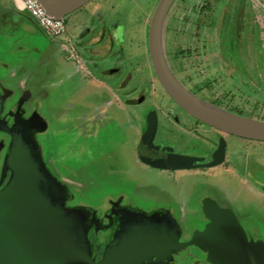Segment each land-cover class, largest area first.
<instances>
[{
  "label": "rangeland",
  "instance_id": "rangeland-1",
  "mask_svg": "<svg viewBox=\"0 0 264 264\" xmlns=\"http://www.w3.org/2000/svg\"><path fill=\"white\" fill-rule=\"evenodd\" d=\"M159 1L93 0L76 14L75 20L94 13L93 23L107 21L112 27L117 22L118 34L122 35L117 49L124 52H119L114 60L105 61L103 66L119 67L116 79L112 82L109 79V83L119 84V104L112 107L116 112L117 107H124L122 114L121 111L114 114L112 110L103 115L96 112L85 121L83 114L94 110L82 106L89 98L72 94L79 88V77L57 83L60 79L54 72L55 67H51L55 78L47 77L40 68L36 84L29 81L22 94H19L18 81L9 71L0 68V177L5 172L1 160L10 146V132L17 124L32 125L36 128L32 136L34 148L47 172L64 191L65 207L83 210L91 218L106 220V223L111 221L112 210L119 209L118 228L96 224L99 238L88 232L93 246L104 244L111 237L120 243L129 231L151 233L161 226L176 230L171 232L172 241L189 240L204 225L201 207L205 196L212 197L220 207L230 205L229 210L239 222V206L248 209L242 201L229 197L221 186H227L228 179H216L213 168L159 171L139 161L137 148L150 110L161 114L162 142L178 140V151L193 152L198 147L197 152L205 154L210 152L211 143H220L223 150L228 143V149L223 151L226 152L224 161L238 152L245 155L256 152L264 157V142L231 135L227 138L207 125L202 127L207 131H203L204 135L197 127L196 131L184 132V136L178 134L181 130L169 114L175 106L157 81L148 53L149 25ZM171 13L165 43L174 74L189 87L197 88L205 96L200 98L208 99L206 102H224L225 107L240 112L239 115L264 122V51L261 66L256 51L260 43L264 50V0H177ZM34 42L33 47L44 51L46 41L40 38ZM33 47H24L33 57L25 65L33 66L45 55L33 53ZM32 79L36 80L35 75ZM54 82L58 84L56 87L51 86ZM184 115L183 121L190 122ZM84 130H87L86 136ZM80 136L85 137L80 139ZM235 182L230 181L232 188L236 187ZM260 216L264 218V210ZM243 229L258 248L259 264H264V242L255 241ZM196 249L188 248L194 253L191 257L187 256L188 250H176L173 262L187 264L192 259L199 263L203 257Z\"/></svg>",
  "mask_w": 264,
  "mask_h": 264
},
{
  "label": "water",
  "instance_id": "water-1",
  "mask_svg": "<svg viewBox=\"0 0 264 264\" xmlns=\"http://www.w3.org/2000/svg\"><path fill=\"white\" fill-rule=\"evenodd\" d=\"M91 1L37 0L57 20H64ZM175 2L160 0L149 25L148 52L157 81L170 99L195 120L231 136L264 142V122L206 102L174 75L165 41L168 16ZM35 129L30 124H17L10 132L4 170L11 176L0 191V264H148L153 258L170 259L176 250L191 246L206 252L211 264L260 263L257 246L249 241L233 212L211 199L203 203L210 223L190 241H172L171 232H176L172 227L161 226L151 233L136 229L122 236L123 242L111 244L103 260L95 263L85 233L89 218L83 210L66 209L64 191L47 172L32 143ZM158 130V114L152 111L137 151L140 160L154 169L185 171L224 162L222 150L213 156L212 163L198 166V158L161 150L155 145Z\"/></svg>",
  "mask_w": 264,
  "mask_h": 264
},
{
  "label": "crops",
  "instance_id": "crops-1",
  "mask_svg": "<svg viewBox=\"0 0 264 264\" xmlns=\"http://www.w3.org/2000/svg\"><path fill=\"white\" fill-rule=\"evenodd\" d=\"M82 9L77 10L64 19L67 27L65 36L53 39L39 27L28 13L20 9L16 0H0V43L2 42L0 45V68L7 73L9 71L15 81H18L19 94H22L29 86V81L36 84L39 79L40 73L38 71L40 68L47 77H52L54 75L51 67H55L54 72L56 71V76L60 79L57 83L68 81L76 76L79 77V88L77 92L72 94L77 95L78 98H89L88 102L82 104V106L94 110L93 113L83 114L85 121L86 117L90 119L91 116L97 114L96 112L103 115L112 110L114 114L119 111L122 114L125 111L124 107H117V112L112 107L114 104H119V84L109 83V79L111 82L113 78L116 79L119 67L106 68L103 66L105 61L117 57L119 52H124V49L120 51L117 49L120 43H118L116 24L114 23L111 27L108 26L109 23L107 22L102 27L101 24L93 23L95 20V18L92 19L94 13H91L93 15L88 18L82 16L75 20L76 14ZM89 19L91 21L87 22ZM40 38L47 42L44 51L33 47L35 46L33 44L35 43L34 40ZM261 45L260 43L256 49L260 55L264 51ZM28 46H32L33 53L37 55L45 54L43 59L36 60V64L33 66L25 65L28 60L33 58L31 52H25L26 49L24 47ZM34 75L36 80L32 79ZM100 75L104 76L105 79L103 80ZM56 85H58L56 82L51 84L53 87H56ZM37 87L39 88L40 86ZM80 91H84L85 94L80 95ZM106 96L109 99H113L107 100ZM80 104L79 102L78 106ZM219 107L234 113L228 108ZM86 131L84 130L83 132L85 133ZM85 136H80V139ZM226 137L228 138V134H226ZM228 147L229 144L227 143L224 149L226 150ZM230 158L213 168V176L218 180L220 177L228 179V185H221L222 188L228 193L230 198L232 196L233 199L242 201L248 208L244 209L239 206L240 225L242 224L241 226L248 231L255 241L264 242V218L260 216L264 210V177H262L264 157L256 152L246 155L238 152L236 156L230 154ZM230 181H236V187L232 188ZM227 207L229 208L230 205ZM232 210L235 212L234 209ZM242 211H246L249 214ZM200 261L201 264H205L203 259ZM187 264H194V262L189 260Z\"/></svg>",
  "mask_w": 264,
  "mask_h": 264
},
{
  "label": "flooded vegetation",
  "instance_id": "flooded-vegetation-1",
  "mask_svg": "<svg viewBox=\"0 0 264 264\" xmlns=\"http://www.w3.org/2000/svg\"><path fill=\"white\" fill-rule=\"evenodd\" d=\"M177 5V0H176V2L174 3V5L172 6V8H171V10H170V13H169V16H168V23H167V27H168V25H169V21H170V17H171V15L170 14H172L171 12H173V10H174V7ZM117 20H115V22H116ZM105 23H107V21H105V22H103V23H101V26L102 27H104L105 26ZM117 23V22H116ZM115 23V24H116ZM115 26H117V24L115 25ZM121 41H122V35H119L118 34V43H121ZM124 43V42H123ZM167 51V50H166ZM149 53V52H148ZM121 54V53H120ZM262 55H258V63H259V65L261 66V59L262 58H260ZM169 57V52H167V58ZM170 59V58H169ZM168 62H169V60H168ZM170 64V63H169ZM150 65H151V63H150ZM152 67V66H151ZM171 67V66H170ZM153 70V69H152ZM244 71H245V74H246V69H244ZM174 73V72H173ZM259 73H261V70L259 69ZM245 74H244V76H245ZM155 75V74H154ZM175 75V74H174ZM177 78H179V76L176 74L175 75ZM257 78V77H256ZM180 79V78H179ZM258 80H260L261 81V78H257ZM180 81L184 84V86L186 85L188 88H190V89H192L193 91H196L197 92V94H195L196 96H201V97H203V98H205V96H202L203 94H201L200 93V91H198V89L197 88H191V87H189L188 86V83H186L185 82V80L184 79H180ZM245 90V89H244ZM190 91V90H189ZM191 92V91H190ZM193 93V92H192ZM194 94V93H193ZM226 97H228V96H225V98ZM168 98L170 99V97L168 96ZM205 100H207L208 101V99H205ZM170 101H172L171 99H170ZM132 103H133V105H136V101H131ZM211 103H213L214 105H216V106H221V107H224V108H228L227 106L225 107L224 105H225V103L224 102H221V101H211ZM218 103H223V105H217ZM172 104L175 106V109H174V112L173 113H171V112H169V114H170V116H173V123L175 124V125H177V128H179L180 130H181V134L180 133H178L179 135H181V136H184L183 135V133L184 132H190V130L191 131H196L197 129H195V127H197V128H201V133H202V135H204L203 133V131H205V132H207L206 130H204L202 127H203V125H205V124H203V123H201V122H199V121H197V120H195L194 118H192L191 116H189L187 113H185L179 106H177L173 101H172ZM227 105V104H226ZM180 111L179 113H178V110ZM229 109V108H228ZM230 110H232L231 108H230ZM152 111H156V110H152ZM151 110L147 113V115L145 116V120H144V122H145V125H146V119H147V116L152 112ZM232 111H234V112H236V114H240V112H237V111H235V110H232ZM157 112V114H158V120H159V130H158V133H157V136L160 138H158L157 136H156V139H157V143H156V139H155V145L156 146H158L161 150H165L166 152H171V153H174V154H180V155H187V156H191V157H195V158H198V162L197 163H195L197 166L198 165H207V164H210V163H212L213 162V156L216 154V153H218V151H224L222 148H223V146L220 144V143H217V145H216V143L215 144H212L211 143V145L212 146H209L210 148H209V153H205V154H200V153H198L197 151H199V150H197V148H193L194 146L192 145V148L194 149V151L192 152V151H190V152H184V151H178V140H176V141H173V140H169V141H165L164 143L162 142V139H161V114L158 112V111H156ZM173 114V115H172ZM185 114V115H184ZM182 115H184V117L186 118V119H190L191 121L190 122H184L183 121V117H182ZM189 116V117H188ZM213 129V128H212ZM145 130H146V126H145V128H144V131H143V133L145 132ZM215 130V129H214ZM216 131H218V130H216ZM210 132V131H209ZM218 132H220V131H218ZM222 133V132H221ZM10 135V134H9ZM143 135V134H142ZM142 135H141V137H142ZM10 137V144H11V136H9ZM202 137V136H201ZM141 140V139H140ZM140 143V142H139ZM196 145H199V144H196ZM195 145V146H196ZM190 146V145H189ZM176 147H177V149H176ZM201 148V147H200ZM225 148V147H224ZM192 150V149H191ZM224 153H226V152H224ZM7 154H8V152H7ZM137 155H138V151H137ZM6 157H7V155L4 157V158H2V160H1V162L3 163L2 164V169H4V164H5V159H6ZM138 159H139V161L143 164V165H145L146 167H148L149 169H154V168H152V167H150V166H148V165H146V164H144L141 160H140V158H139V156H138ZM201 159H202V161H201ZM219 166V165H218ZM211 168H214V167H211ZM204 170V169H207V168H198V169H196V170ZM155 170H158V169H155ZM5 171V170H4ZM159 171H166V170H159ZM170 172H178V171H170ZM10 176H11V174H10V172H3V174L1 175V177H0V191L1 190H3L4 189V187L7 185V183L9 182V180H10ZM4 180V181H3ZM2 181H3V183H2ZM64 197H65V195L63 196V199H64ZM207 199H211V200H213L216 204H217V202H216V200H214L212 197L210 198H208V196H205V198L202 200V202L204 203V201L205 200H207ZM218 205V204H217ZM219 206V205H218ZM220 207V206H219ZM202 209H203V205H202V207H201ZM220 208H222V209H229L227 206L226 207H220ZM66 209H68L67 207H66ZM119 213V209L118 208H115V209H113L112 210V216H111V221H110V223H106V222H108V221H106V220H102V219H96V218H91L88 214H87V216H88V218H89V221H88V224H87V228H86V230H85V233H86V239H87V243H88V245H89V249H90V253H91V256H92V259L94 260V262L95 263H100L102 260H103V258L105 257V254H107V249L109 248V246L111 245V244H114V245H116V242L115 241H117L116 240V238H114V237H111L110 239H108L104 244H101V245H98V246H93V244L89 241V238H88V236H87V234H88V232L90 233V231H91V233L93 234V236L96 238V236L95 235H97V237L99 238V234H100V230H99V228H97V227H95L96 226V224L97 225H101L102 224V226H106V225H111V226H116V228H118L119 227V221H120V215L118 214ZM203 217H204V225H203V227H202V229L201 230H199V229H196L194 232H193V234L191 235V239L193 238V236L195 235V233L196 232H203L204 230H205V228L207 227V225L210 223L209 222V220L205 217V215H203ZM113 239V240H112ZM191 239H189V240H185V241H183V242H181V239L179 240V242L180 243H186V242H188V241H190ZM249 239V238H248ZM97 245V244H96ZM191 247H195V248H197L196 250H198L199 252H200V254L202 255V257H203V262L206 264V263H208V254L206 253V252H204L202 249H200L199 247H196V246H191ZM191 247H188V248H191ZM187 248V249H188ZM186 248H185V250H187ZM178 250H180V249H178ZM176 252V251H175ZM175 252L171 255V257H170V259H158V258H153L151 261H149L148 262V264H175L174 262H173V260H174V254H175ZM179 252V251H178ZM188 252V254H187V256H189V257H191L193 254H192V252H189V251H187ZM200 259H201V257H200ZM190 260H192V259H190ZM201 261H199V263H200ZM198 262H196V260L194 261V264H199ZM209 264V263H208Z\"/></svg>",
  "mask_w": 264,
  "mask_h": 264
},
{
  "label": "built area",
  "instance_id": "built-area-1",
  "mask_svg": "<svg viewBox=\"0 0 264 264\" xmlns=\"http://www.w3.org/2000/svg\"><path fill=\"white\" fill-rule=\"evenodd\" d=\"M20 9L28 13L39 27L51 38L57 39L65 36L67 32L65 20H57L47 14L37 0H16Z\"/></svg>",
  "mask_w": 264,
  "mask_h": 264
}]
</instances>
